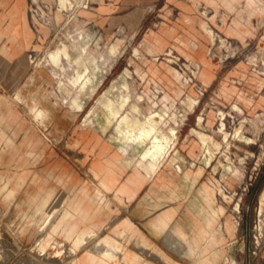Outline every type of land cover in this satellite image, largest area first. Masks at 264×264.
Returning <instances> with one entry per match:
<instances>
[{
  "label": "rangeland",
  "instance_id": "1",
  "mask_svg": "<svg viewBox=\"0 0 264 264\" xmlns=\"http://www.w3.org/2000/svg\"><path fill=\"white\" fill-rule=\"evenodd\" d=\"M54 2H29L37 35L29 53L12 56L4 73L8 92L0 102L8 109H0V155L3 144L15 143L4 142L8 134L34 133L64 149L58 132L81 126L115 140L142 164L153 159L155 170L188 139L236 221L237 259L227 264H264V0H188L187 11L160 4L118 12L107 11L105 0H74L69 9ZM27 29L34 34L30 24ZM88 33L101 67L81 90L70 83L72 66L61 75L50 56ZM152 126L143 143H130L128 132L137 136ZM156 135L164 153L145 156ZM4 200L0 264H73L68 246L53 243L51 229L22 241L2 210Z\"/></svg>",
  "mask_w": 264,
  "mask_h": 264
},
{
  "label": "crops",
  "instance_id": "2",
  "mask_svg": "<svg viewBox=\"0 0 264 264\" xmlns=\"http://www.w3.org/2000/svg\"><path fill=\"white\" fill-rule=\"evenodd\" d=\"M105 1L107 11L117 12L160 4L190 8L188 0ZM29 2L0 0V49L11 45L0 56H20L32 48L37 30ZM135 16L138 22L140 16ZM7 92L8 79L0 67V94ZM0 109L7 110L8 102H0ZM58 136L66 142L64 149L30 132L3 138L15 143L2 145L0 184L8 190L0 191V200L4 196L2 210L22 241L47 236L51 229L53 243L68 246L73 264L236 261L235 218L222 208L208 170L198 162L196 150L187 147L188 139L154 170L153 159L142 164L115 140L86 127Z\"/></svg>",
  "mask_w": 264,
  "mask_h": 264
},
{
  "label": "bare ground",
  "instance_id": "3",
  "mask_svg": "<svg viewBox=\"0 0 264 264\" xmlns=\"http://www.w3.org/2000/svg\"><path fill=\"white\" fill-rule=\"evenodd\" d=\"M100 1L103 2V0H100ZM54 3H57L59 5V8H61V9H69V8H71L74 5V0H55ZM133 25H134V20L133 19H130L129 22H128V26L129 27H133ZM69 29H70V27H69ZM91 40H92V35L90 33L80 35L79 37H77L73 41V43H72L71 46H67L65 44L63 47L58 48L57 50L53 51L51 53V56H50V63H51V65L55 69L59 70L60 73H61V75H64L65 74V72L67 70L66 69L67 66H69V67L72 66L73 72L71 73L70 83L74 87L80 85V89L81 90L84 89L86 87V85H88L89 83L92 82L93 76L96 75L97 71H99L100 70V67H101V65L99 64L98 57H96V56H98L96 54V51L97 50H95V49L92 48V42H91ZM7 50L8 49L3 46L2 49H0V52L7 51ZM71 56H75V58H72ZM99 56H102V55H99ZM11 59H12V56H0V67L2 68V74L6 73L7 68H8V66L11 63ZM105 61H106V59H105ZM62 83H63V81H62ZM77 99H74L70 103V107L71 108L77 107V105H78ZM112 107H113L112 104H109L107 106V108L109 110V113L112 116H116V113H115L114 110H112ZM79 111H81V110H79ZM90 117H92V116H90ZM118 130L120 131V135L122 136L123 135V131L121 129H118ZM154 130H155V127L152 126L151 131H149V130L148 131L143 130L137 136L133 135L134 132H128L129 141H130V143H133V142L143 143V141H144V139L146 137V134H149L150 132H152ZM162 135H163V133H162ZM169 136H170V134H169ZM155 142H157V143H155V145H154L153 148L148 149L146 151L145 156H148V155L160 156V155H162L164 153V151L166 149V144L162 141V139L159 137V135H156L155 136ZM247 142H248V140H247ZM70 183L72 185V182H70ZM205 236H206V234H205ZM210 252H212V251H210ZM186 256H184V257H186ZM83 260H84V258H83Z\"/></svg>",
  "mask_w": 264,
  "mask_h": 264
}]
</instances>
